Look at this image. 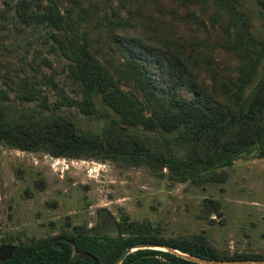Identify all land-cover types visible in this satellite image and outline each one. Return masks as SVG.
Returning <instances> with one entry per match:
<instances>
[{"label": "trees", "instance_id": "obj_1", "mask_svg": "<svg viewBox=\"0 0 264 264\" xmlns=\"http://www.w3.org/2000/svg\"><path fill=\"white\" fill-rule=\"evenodd\" d=\"M247 1L6 4L14 12L8 22L39 38L29 60L10 55L0 62V143L140 168L170 185L223 182L236 159L264 154V36L250 28ZM253 2L264 11V0ZM80 119L104 124L91 132L79 128ZM43 183L34 180L39 189ZM204 200L219 213L216 199ZM96 210L113 233L96 231L99 221L87 226L65 215L58 231L8 245L0 264H92L81 257L86 252L109 264L137 242L208 259H264V251L217 247L203 230L162 234L147 218ZM118 264L203 263L140 247Z\"/></svg>", "mask_w": 264, "mask_h": 264}, {"label": "rangeland", "instance_id": "obj_2", "mask_svg": "<svg viewBox=\"0 0 264 264\" xmlns=\"http://www.w3.org/2000/svg\"><path fill=\"white\" fill-rule=\"evenodd\" d=\"M253 1H247L245 8L250 28L256 36H264V11ZM14 2L0 0V10ZM11 7L4 19L0 17L5 25H0V62L10 55H26L29 60L36 46L32 42L39 38L31 29L20 32L8 22V15L14 17ZM103 124V119L77 122L80 129L91 132H98ZM38 178L44 182L40 189L34 185ZM205 198L218 201L219 213ZM98 207L115 216L124 211L130 218H147L162 234L203 230L217 247L264 251V154L236 159L223 182L170 185L140 168H119L107 160L55 157L0 143V255L18 240L58 231L65 215L71 223L87 226L99 221L96 231L113 233Z\"/></svg>", "mask_w": 264, "mask_h": 264}, {"label": "water", "instance_id": "obj_3", "mask_svg": "<svg viewBox=\"0 0 264 264\" xmlns=\"http://www.w3.org/2000/svg\"><path fill=\"white\" fill-rule=\"evenodd\" d=\"M140 247H153V248L168 250L183 258L189 259L194 262L203 263V264H264V259H237V260L208 259V258H203V257L195 256V255L180 251L176 248L170 247L165 244L145 243V242H137V243L127 245L109 264H118L126 253H128L129 251L135 248H140ZM87 255L92 258V264H96V257L92 256L91 254L87 252L84 253L81 257H85Z\"/></svg>", "mask_w": 264, "mask_h": 264}]
</instances>
